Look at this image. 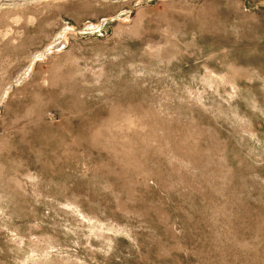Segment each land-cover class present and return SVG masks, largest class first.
Wrapping results in <instances>:
<instances>
[{
	"label": "rangeland",
	"instance_id": "obj_1",
	"mask_svg": "<svg viewBox=\"0 0 264 264\" xmlns=\"http://www.w3.org/2000/svg\"><path fill=\"white\" fill-rule=\"evenodd\" d=\"M126 1L0 7V264H264V0Z\"/></svg>",
	"mask_w": 264,
	"mask_h": 264
},
{
	"label": "bare ground",
	"instance_id": "obj_2",
	"mask_svg": "<svg viewBox=\"0 0 264 264\" xmlns=\"http://www.w3.org/2000/svg\"><path fill=\"white\" fill-rule=\"evenodd\" d=\"M46 2V3H48V2H51V1H54V0H0V7H8L9 5L11 6V5H14V6H23L24 4H26V3H39V2ZM107 1H109V2H114V3H118V2H122L123 3V1H125V2H127L126 0H107ZM124 2V3H125ZM22 8V7H21ZM16 9V8H15ZM118 110V109H117ZM125 114V113H124ZM118 116V115H117ZM120 116V115H119ZM129 116H130V114H129ZM111 117V116H110ZM114 117V116H113ZM117 119H119V118H117ZM115 120V119H114ZM106 122V121H105ZM111 123V122H110ZM132 124H133V121H131V122H129L128 123V125L129 126H132ZM110 125V124H109ZM113 126H115V127H113V128H116L115 130H117V128L119 127V126H116V125H113ZM115 130H113V129H107V127L105 128V126L103 125L102 126V129H101V131L102 132H104V134L105 135H107L109 138H111V139H115V136H116V133L115 132H113V131H115ZM119 131V130H118ZM99 133H101V132H99ZM118 137V136H117ZM106 138V137H105ZM111 143H112V141H110ZM110 142H108L109 144H111ZM108 145V144H107ZM112 146V145H111ZM111 146H109V147H111ZM116 146L117 145H115V148H116ZM112 147H114V146H112ZM111 147V148H112ZM107 148V147H106ZM111 148H109V149H111ZM115 148H114V152H115ZM119 148V147H118ZM113 151V150H112ZM116 154V153H115Z\"/></svg>",
	"mask_w": 264,
	"mask_h": 264
}]
</instances>
